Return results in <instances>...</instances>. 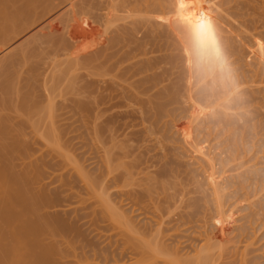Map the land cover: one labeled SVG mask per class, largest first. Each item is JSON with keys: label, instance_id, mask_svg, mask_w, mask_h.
<instances>
[{"label": "rangeland", "instance_id": "374dc122", "mask_svg": "<svg viewBox=\"0 0 264 264\" xmlns=\"http://www.w3.org/2000/svg\"><path fill=\"white\" fill-rule=\"evenodd\" d=\"M117 1L111 3L118 8L120 3V12L114 9L118 15L113 11L117 16L111 18L110 0H0V9L4 7L0 15V113L10 116L7 124L0 123V154L9 150L0 164L13 179H26L29 194L20 185V195L39 201L36 210L29 201L26 205L31 210L21 204V224L35 228L38 237L30 241L32 233L25 232L23 241L36 242L32 244L41 253L52 244L56 254L49 264H73L75 248L78 253L87 249L89 263L132 264L141 258L129 250L118 252L126 241L125 231L89 193L91 188L72 168L75 164H81L89 176L102 178L100 187L105 185L101 189L97 185V192L125 208L135 226L139 219L133 207L145 206L136 196L144 194L142 177L147 170L151 176L157 172L155 183L159 181L152 187H157L159 197L171 198L163 207L168 205L174 215L192 212L194 220L203 221L197 225L210 227L216 221L217 196L225 216H230L229 225L240 213L235 203L248 207V201L251 205L256 201L252 211L264 205V30L248 26L256 19L262 25L258 18L264 17V0H213L207 13L213 16L212 24L196 9L180 11L174 19V14H160V19L156 12L142 13V17L132 14L133 19L122 6L127 4ZM255 51L259 59L253 56ZM257 69L261 70L256 72L258 77ZM12 84L17 92H11ZM50 101L52 106L47 108ZM39 131L40 136L45 134L44 140ZM53 140L79 163L71 155L75 164L65 162V156L60 158L57 147L49 146ZM104 157L109 158L111 171ZM142 170L145 173L140 176ZM130 173L133 176H127ZM209 174L215 176L217 190L209 184ZM154 189L150 195L156 200ZM45 217L65 222L63 237L57 233L61 240L41 224ZM185 227L168 233L181 235ZM192 227L188 234L183 232L193 238V245H201L207 227L201 230L196 223ZM233 233L227 230L230 238ZM93 248L107 254L110 261L102 262L98 254L94 259ZM39 251L32 259L45 264ZM163 263L168 264L156 262ZM81 264H87L86 260Z\"/></svg>", "mask_w": 264, "mask_h": 264}, {"label": "bare ground", "instance_id": "6f19581e", "mask_svg": "<svg viewBox=\"0 0 264 264\" xmlns=\"http://www.w3.org/2000/svg\"><path fill=\"white\" fill-rule=\"evenodd\" d=\"M115 1V0H114ZM122 2L123 4H127V7L126 5H122L124 7V9H129V11H131V15L132 14H136L135 15H129L130 17H133L134 19V16L137 17V14L138 13H141V16L138 15V17H142L143 14H151L152 12H156L157 14L159 13V16L158 18L160 17H163L161 15H172L174 14L173 16V19L174 17L176 16L175 14H177L179 12L180 14V11L182 12L184 10V12L186 11H189L190 10L195 11L197 12H200L202 13V19L203 20H206V17H207V21H209L210 19V22H208V24H212V18L209 17V13L208 10L210 11V9L212 10V8H209L210 5L209 3L213 4V0H118L117 2ZM227 1V0H226ZM237 1V0H236ZM236 1H235V5H236ZM113 2V0H112ZM229 2V0H228ZM215 3V2H214ZM219 3V2H218ZM221 3V1H220ZM111 4V8H110V11H112V14H111V18H113L114 16V9H119L120 8V3H119V8L116 7L115 5L116 4H112L111 3V0H110V3ZM132 7H130V5ZM226 4V2H225ZM231 3H229L228 5H230ZM233 4V3H232ZM252 4V3H251ZM249 3V5H251ZM113 5V6H112ZM128 5H129V8H128ZM1 6V5H0ZM109 6V5H108ZM115 6V7H114ZM247 6H248V2H247ZM114 7V8H113ZM212 7V6H211ZM214 7V6H213ZM216 7V5H215ZM220 7L223 9L224 6H221ZM4 8V7H3ZM3 8L0 9V15L3 14ZM248 8V7H247ZM254 8V6H253ZM109 9V8H108ZM116 9V10H117ZM121 9V8H120ZM120 9H119V12H120ZM225 9V8H224ZM114 11L115 13L117 11ZM126 10V12H127ZM214 10V8H213ZM258 10V9H257ZM6 11V10H5ZM129 11L127 12V14H129ZM133 11V12H132ZM136 11V13H135ZM192 11V12H193ZM205 11L206 14H203ZM7 12V11H6ZM213 12V11H212ZM216 12V11H215ZM219 12V11H218ZM226 12V11H225ZM211 13V12H210ZM214 13V12H213ZM261 13V12H260ZM120 14V13H119ZM161 14V15H160ZM217 14V13H216ZM221 14V13H220ZM226 14V13H225ZM251 14V13H250ZM4 15V14H3ZM116 15V14H115ZM117 15H118V12H117ZM116 15V16H117ZM194 15H197L194 14ZM201 15V14H200ZM200 15L198 14V17H200ZM208 15V16H206ZM224 15V14H223ZM253 17H254V14H252ZM251 15V17H252ZM262 15H264V12L262 13ZM114 16V17H116ZM145 16V15H144ZM149 18L152 16L150 15H146L145 17H148ZM226 17L228 15H225ZM257 16V14H256ZM156 17V16H155ZM167 17V16H166ZM204 17V18H203ZM230 17V16H229ZM181 17L179 16V19ZM209 18V19H208ZM216 18V17H215ZM257 18V17H256ZM262 18V19H261ZM259 17V22H263L262 25L260 23H258L256 20H253L251 22V24H247L248 26L252 25L253 24V28L252 29H259V27L263 28L264 30V17ZM166 19V18H165ZM169 18H167L168 20ZM179 19H177V21H179ZM200 19V18H199ZM223 19V18H222ZM228 19V17H227ZM157 20V18H156ZM156 20H155V23H156ZM189 20V19H188ZM216 19H214V23L216 22L215 21ZM249 19H247L248 21ZM166 21V20H165ZM165 21H164V24H165ZM171 21V20H170ZM169 21V22H170ZM176 20H172V23L176 22ZM181 21V20H180ZM201 21V20H200ZM244 21V20H243ZM110 22V21H108ZM133 22V21H132ZM144 22L145 23H148L150 22L151 23V20H146L145 21V18H144ZM205 22V21H204ZM242 22V21H241ZM111 23V22H110ZM171 23V22H170ZM213 23V24H214ZM219 23V22H218ZM229 23V22H228ZM231 23V22H230ZM158 24V22H157ZM161 24V23H160ZM163 24V23H162ZM161 24V26H162ZM191 24V22H190ZM207 24V23H206ZM222 24V23H220ZM219 24V26H220ZM246 24V23H245ZM260 24V26H259ZM141 25V24H140ZM144 25V24H143ZM151 25V24H150ZM153 25V24H152ZM151 25V26H152ZM202 25V24H201ZM204 25V24H203ZM232 25V24H230ZM241 26V24H238ZM149 26V25H148ZM200 26V25H199ZM209 26V25H208ZM215 26V24H214ZM218 26V25H217ZM143 27V26H142ZM164 27V26H163ZM186 27V26H185ZM188 27H189V24H188ZM245 27V26H244ZM223 28V27H221ZM240 28V27H239ZM208 29V27H207ZM233 29V27H232ZM246 29V28H245ZM256 30V31H257ZM207 31V30H206ZM223 31H224V28H223ZM230 31V30H228ZM260 31V29H259ZM255 32V31H254ZM227 33V32H226ZM235 33V32H234ZM244 33V32H243ZM256 33V32H255ZM254 35V34H253ZM260 35H261V32H260ZM259 35V36H260ZM255 37L258 38V36L255 35ZM262 37V35H261ZM254 40H257L256 38H253ZM242 41V40H241ZM264 41V40H263ZM258 42L260 43V41L258 40ZM263 43V42H261ZM264 45V43H263ZM16 47V46H14ZM256 47V46H255ZM254 47V48H255ZM261 48V45L259 46ZM258 47V49H260ZM253 48V49H254ZM263 48V47H262ZM257 49V47H256ZM257 49V50H258ZM264 49V48H263ZM259 51V50H258ZM261 52H264L261 50ZM257 51H255V55L253 54V56L256 58V55H257ZM263 55V53H262ZM264 56V55H263ZM22 57V56H21ZM24 57V56H23ZM259 56L257 55V58ZM259 59V58H258ZM262 59V58H261ZM263 62V61H262ZM256 63V61H255ZM260 63V62H259ZM260 66V65H259ZM257 67V66H256ZM254 72V70H253ZM258 74V72H261V70L259 71L258 69L254 72L255 74ZM256 74V75H257ZM256 75H254V82L256 81L255 77ZM259 75H257L258 77ZM256 77V78H257ZM15 84H12L10 86V88L12 87L11 89V92L15 89L14 87ZM19 85V84H18ZM16 86V85H15ZM255 88V87H254ZM17 89V90H16ZM16 92L18 91V88H16ZM14 90V91H15ZM21 90V89H20ZM9 91V90H8ZM8 91H6L8 93ZM10 92V93H11ZM14 93V92H13ZM60 93V92H59ZM21 94V92H20ZM7 95V94H6ZM12 95V94H11ZM17 95V93H16ZM17 98L19 97V95L16 96ZM4 98V97H2ZM10 98V96H9ZM1 99V98H0ZM13 99V98H12ZM6 100H7V96H6ZM15 100V99H14ZM21 101V100H20ZM2 102V101H1ZM9 102V101H8ZM2 105L4 103H1ZM52 104H54V101H53V98H52ZM51 105V101L49 102V106L47 108H49ZM0 107H2L0 105ZM38 108H39V105H38ZM51 108V107H50ZM54 108V107H53ZM13 109V108H12ZM20 109V108H19ZM33 109V108H32ZM55 110V109H54ZM20 111V110H19ZM23 111V110H22ZM40 111V109L38 110V112ZM49 111L48 115L50 116V121L51 118H52V114L53 112H50V109L47 110ZM1 112V111H0ZM21 112V111H20ZM35 112V111H34ZM33 110H32V114L34 113ZM37 112V110H36ZM44 112V111H43ZM55 113V112H54ZM5 114V112H4ZM22 114V113H21ZM24 114V113H23ZM45 114V113H44ZM10 115V114H9ZM26 116V114H24ZM23 115V116H24ZM29 115V113H28ZM27 115V116H28ZM46 113V116H47V119L49 118ZM24 116V117H25ZM34 116V115H33ZM45 117V115H42ZM10 117V116H9ZM8 116H5V115H2L0 113V123L2 122V124H7V120L9 118ZM57 117V115L55 116V118ZM19 118V117H17ZM26 118V117H25ZM35 118V117H34ZM40 118V117H38ZM30 119H33L32 118V115L30 117ZM54 120V118H53ZM4 122V123H3ZM6 122V123H5ZM54 122V121H53ZM11 123V122H10ZM1 124V125H2ZM57 124V123H55ZM30 125V124H29ZM41 124H39L40 126ZM54 125V124H53ZM3 126V125H2ZM37 126V125H36ZM42 126V125H41ZM6 127V126H5ZM31 127V126H30ZM39 128V127H38ZM41 128V127H40ZM39 128V130H40ZM0 129H1V126H0ZM10 129V128H9ZM33 129V127H32ZM34 132H35V129H33ZM43 130V129H42ZM40 130V131H42ZM40 131H39V136H40ZM14 132V131H13ZM16 132V131H15ZM59 132V130H58ZM2 133V131H1ZM6 133V132H5ZM46 133V132H45ZM1 135V134H0ZM12 135V134H11ZM36 135V134H35ZM38 135V133H37ZM54 135V134H53ZM41 136H42V132H41ZM40 136V137H41ZM45 136V134H44ZM44 136H42L43 140H44ZM55 136H56V133H55ZM54 136V137H55ZM3 137V135H2ZM53 137V138H54ZM11 138V137H10ZM22 138V136H21ZM51 138V137H50ZM56 138L58 139V137L56 136ZM55 138V139H56ZM111 138V137H110ZM115 138V137H114ZM14 139V137H13ZM48 139V137H47ZM44 141L46 142L47 144V140ZM61 139V138H60ZM112 140V139H111ZM5 141V140H4ZM9 141V140H8ZM59 141V139H58ZM58 141H54V144H49L52 145L54 147L55 145V149L57 147V150L59 151L58 153V156L60 154V158L63 156H65V162H67L68 160L70 161V164H71V158L69 157L70 155L74 158L75 156H73L71 153L70 155H68L69 153H64L65 151L62 150L60 147H61V144L58 142ZM160 141V140H159ZM6 142V141H5ZM52 142V141H51ZM10 143V141H9ZM63 144V143H62ZM1 145V144H0ZM11 145V144H10ZM161 145V144H160ZM3 148L5 149L6 147L3 146ZM14 148V146H13ZM18 148V147H17ZM54 151V150H53ZM64 151V152H63ZM124 152V150H123ZM127 152V151H126ZM7 153V152H6ZM55 153V152H54ZM3 154L5 156H3ZM9 154V150H8V153L5 154V153H1L0 154V158L3 159V157H6L8 156ZM129 154V153H128ZM127 154V155H128ZM149 154V153H148ZM109 155V154H108ZM123 155V154H122ZM126 154L124 155L125 157L127 156ZM12 156V154H11ZM106 157V155H104ZM124 156H122L123 158H125ZM104 157V158H105ZM76 158V157H75ZM74 158V160H75ZM7 159V158H6ZM109 159V158H108ZM107 158H105V163H106V166L107 168L112 166L110 163V160H108ZM4 160V159H3ZM8 160V159H7ZM64 160V159H63ZM102 160V159H101ZM64 162V161H63ZM72 164H75V163H79V162H76L75 160V163L74 161L72 160ZM104 163V162H103ZM122 163V162H121ZM69 165V163H68ZM105 165V164H104ZM114 165V164H113ZM117 165V164H116ZM130 165V164H129ZM66 166V164H65ZM81 164L78 166V164H75V166H72V168H76V172L79 173V177L81 178L82 182H84V184L88 187L87 189L91 188L89 190V193L91 192L93 195V197L95 196V198L99 200V204L103 205L104 207V210H105V213L108 215V217L110 218V220H112L113 223H115L118 227L121 228V230H123V232L125 231V237H127L125 239V243L122 250L120 249V251L118 250V252H125L127 250H129V252H133V255L134 254H137L139 255L141 258H138L135 262H133L132 264H148V262L152 263V264H156L157 261L159 260H162V261H165L167 262L168 264H264V205H259L260 209L259 210H251L253 208V205H255L257 202L255 201L254 204L251 205V202L248 201V207L247 206H241L240 207V204L242 205V203H238L234 205V207L236 208V206L238 207V213H239V216L237 215V219H235L234 221H232L231 225L228 224V220H229V217L230 216H225L226 213H225V210H223L224 208L222 207L223 205V202H222V199L220 197L217 196V213H218V217L216 219V221H214V223L211 225L210 224V227L209 225L207 226V223L205 224L204 223V226L207 227V230L208 228H211L210 230V233L207 232V230L204 229V234H206L204 237V241L202 242L201 245H196V243L193 245L192 244V241H193V238L189 237L190 235H186L184 234V232L187 231V234L189 232V228H193L192 226H195V223H196V226H199V228L201 227H204L202 224H199L197 225V222L200 223L201 219H197L194 220L195 216H193L194 214L192 213V217H191V213L190 212H185V214H179V215H174L173 213H171L169 210L170 208L166 207V205L163 207L162 203H169V200H171V198H163V197H159V194L157 191V187H155L157 189H154V187H152L153 183L156 185V183L159 181H156V179L154 178H157L155 177L156 173L155 174H152L151 176V173L148 174V167H147V172L145 173V171H141L140 173V176L143 175L145 173V175H143L142 179L143 181H145V188L144 190V194L143 196L140 195V196H134V198L136 199V201L139 203L140 199L143 200L142 202L145 203V206L143 205L141 209H134L133 207V212L136 213V215L138 216V219H139V223L141 224V221L143 222L142 225H139V223H137L138 225L135 226V220L134 222L132 223L131 221V218L129 217V215L126 213L127 211H125V208H123L124 210L120 211L122 208H118L119 205H115V204H111L107 198V195L104 196V194L101 193V191L99 190V192H97V185H99L100 187V184H101V180L99 181L98 178H93L91 176L88 175L87 172H85L86 170H84L83 168L80 167ZM127 166V164H126ZM214 166V165H213ZM3 167V169H2ZM1 167V164H0V264H36V262H38L36 259H35V263H34V257L32 259V256L37 252L39 251L38 249L39 248H36V246H34L36 244V242H26V241H23V236L25 235V232L27 233H32L31 236L33 237L30 241H36V238L38 239L37 237V232H36V229L35 228H27V226L25 227L24 225L21 224V216H22V210H21V204L23 206H27V207H32L33 209H37V205L39 203V201L37 202V200L35 199V197L33 199L31 198V200H27L23 194L20 195V193L18 192V187H20V185H22V188L24 189V193L25 195L26 194H29L28 192V189L26 187V183L24 184V181L26 180H20L22 178H17L16 179H13L11 175H8V170L7 169H4L5 166H2ZM10 167V165H9ZM71 167V166H70ZM83 167V166H82ZM154 167V166H153ZM152 167V168H153ZM128 168V167H127ZM109 169V168H108ZM113 169V167H112ZM74 170V171H75ZM136 170V168H135ZM108 171H111V169H109ZM158 171V170H156ZM10 172V171H9ZM140 172V171H139ZM61 173V172H60ZM77 173V174H78ZM110 173V172H108ZM126 173H129V172H126ZM213 173V172H211ZM214 174V173H213ZM213 174H209L208 175V178H209V184L212 185V187L214 186V189L217 190V185L216 184H213V183H216L214 181V175ZM60 175V174H59ZM132 174L130 173L129 175L127 174V176H131ZM11 176V177H9ZM78 176V175H77ZM133 176V175H132ZM154 176V177H153ZM213 176V178H211ZM231 176V175H230ZM152 177V180L150 179ZM146 178V179H145ZM160 177H158L159 179ZM127 179V178H126ZM136 180V179H135ZM147 180V181H146ZM152 181V184L150 186H146L150 183V181ZM105 181V180H104ZM142 181V184L144 185ZM180 181V180H179ZM128 182V181H127ZM162 182V181H161ZM103 183V182H102ZM141 183V182H140ZM160 183V182H159ZM164 183V182H163ZM83 184V185H84ZM105 185V183H103ZM103 184L101 185V187L103 188ZM128 184V183H127ZM141 184V186H142ZM82 185V184H81ZM153 185V186H155ZM158 185V184H157ZM162 185V184H161ZM243 185V184H242ZM139 186V185H138ZM100 187V189H101ZM152 187V188H151ZM160 187V185H159ZM224 187V186H223ZM164 188V187H163ZM183 188V187H182ZM244 188V187H243ZM151 189H154L155 190V196L156 194H158V197L156 198V200L153 198L154 196H151L150 195V191ZM160 189V188H159ZM165 189V188H164ZM20 190V189H19ZM163 190V189H162ZM243 190V189H242ZM166 191V190H165ZM219 191V190H218ZM222 191V189H221ZM21 192V191H20ZM153 192V190H152ZM174 192V191H173ZM181 192V191H180ZM186 193V192H185ZM222 193V192H221ZM220 193V194H221ZM33 194V193H32ZM224 194V193H222ZM255 194V193H254ZM154 195V193H153ZM161 195V194H160ZM225 195V194H224ZM23 196V197H22ZM82 196V195H81ZM232 196V195H231ZM245 196V195H244ZM84 197V196H83ZM131 197V196H130ZM168 197V196H167ZM247 198V200L249 199H252L251 197L249 198L248 196H245ZM73 198V197H72ZM88 198V196H87ZM230 198V197H229ZM245 198V199H246ZM256 198V197H255ZM30 199V198H29ZM38 199V198H37ZM139 199V200H138ZM185 199V198H184ZM262 199V198H261ZM36 200V202H35ZM40 200V199H39ZM150 200V201H149ZM254 200V198H253ZM253 200H252V203H253ZM27 201V202H26ZM29 201V203H28ZM42 201V200H41ZM251 201V200H250ZM257 201H261V200H257ZM172 202V201H171ZM25 203V204H23ZM26 203L29 204L26 205ZM188 203V202H187ZM249 203H250V206H249ZM259 203V202H258ZM78 204V203H77ZM81 204V203H80ZM175 204V203H174ZM173 204V205H174ZM151 205V206H150ZM244 205V204H243ZM117 206V207H116ZM121 206V205H120ZM171 206V205H170ZM178 206V204H177ZM216 206V205H215ZM252 206V207H251ZM26 207V208H27ZM29 207V209H30ZM81 207V206H80ZM128 207V206H127ZM126 207V208H127ZM176 207V206H175ZM169 208V210L167 209ZM223 208V209H222ZM234 208V209H235ZM28 209V208H27ZM32 209V210H33ZM175 209V208H174ZM180 209V208H179ZM255 209V207H254ZM31 210V209H30ZM34 210V211H35ZM95 210V209H94ZM127 210V209H126ZM249 210H251L252 212H249ZM26 211V209H25ZM32 211V212H34ZM76 211V209H75ZM236 211V210H235ZM247 211V212H246ZM175 212V211H174ZM239 217V218H238ZM104 218V217H103ZM43 221L41 222V224H45V226L47 227L48 229V232L49 234H51L53 236V232L55 233V238L57 237V233H58V236L61 238L63 237V234L61 233H65L64 231V225L66 227V224L64 222V224L61 222L63 221L61 219L58 218V220L54 219V221L52 220V218H49V217H45V218H41ZM109 220V221H110ZM141 220V221H140ZM218 220V222H217ZM227 220V221H226ZM57 221V222H55ZM203 223V221H201ZM205 222V221H204ZM217 222V224H216ZM230 222V220H229ZM23 223V222H22ZM133 225H132V224ZM135 223V224H134ZM192 223H194L193 225H191ZM42 224V225H43ZM188 224V225H187ZM190 224V225H189ZM26 225V223H25ZM184 225V230L182 229V231H180L181 233L183 234H179L178 233H168L170 230H172L173 228L178 229L180 230V227H182ZM201 225V226H200ZM229 225V227H228ZM229 229H228V228ZM190 228V230H191ZM35 229V230H34ZM72 229V228H71ZM39 230V229H38ZM62 232H61V231ZM202 230V228H201ZM227 230H231L233 232L236 231L235 235L233 233L234 236H232L231 238L227 235ZM52 231V232H50ZM184 231V232H183ZM237 231H239L240 233L237 235ZM201 232L202 231H199V234L201 236ZM203 233V232H202ZM41 234V233H40ZM60 234V235H59ZM190 234V233H189ZM39 235V233H38ZM232 235V234H231ZM57 237V238H59ZM50 238V237H49ZM61 238H59L61 240ZM203 238V237H202ZM237 238V239H236ZM52 239H54L52 237ZM66 237L64 236V241H65ZM123 239V240H124ZM51 240V239H49ZM230 240L232 241L230 243ZM68 241V240H67ZM123 242V241H122ZM34 243V245L32 244ZM57 243V242H56ZM69 243V242H68ZM32 244V245H31ZM38 245V244H37ZM54 245H55V242H54ZM68 245V244H67ZM196 245V246H195ZM38 247V246H37ZM42 248V247H41ZM36 249V250H35ZM83 249V247L81 248ZM74 250V249H73ZM77 249L75 248V251L73 252L74 253V262L73 264H81L83 261L86 260L87 264H96V263H89L88 259H89V254L87 255V249L85 251V248L84 250H82L81 253H78V251H76ZM92 252H91V255L93 254L94 256V259H97L99 257V255H101L100 253H98L96 251V248L94 249H91ZM35 251V252H34ZM41 251V250H40ZM39 251V252H40ZM41 253V252H40ZM55 249H54V246L52 247V244L51 245H47V247H43V250H42V258L40 257L39 259L42 260V262H45V264H49L50 262H54V255H55ZM98 254V257H96L95 255ZM104 255V254H103ZM101 255V257L103 258V261L102 262H105L107 263L108 261H110V258L107 254H105L104 256ZM132 255V254H131ZM38 258V255H36ZM138 256V257H139ZM57 257V256H56ZM59 257V256H58ZM132 258L134 257L136 259L135 256H131ZM93 258V257H91ZM100 258V257H99ZM130 258V257H129ZM38 259V260H39ZM72 259H73V254H72ZM93 259V260H94ZM131 259V258H130ZM134 259V260H135ZM102 260V259H101ZM116 261V259H114ZM112 260V261H114ZM133 261V260H132ZM98 264V262H97ZM111 264V263H110ZM120 264V263H119ZM126 264V263H124ZM164 264V263H163Z\"/></svg>", "mask_w": 264, "mask_h": 264}]
</instances>
